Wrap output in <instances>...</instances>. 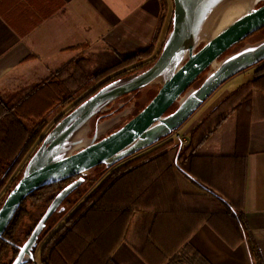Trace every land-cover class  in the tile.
Here are the masks:
<instances>
[{
  "label": "crops",
  "instance_id": "obj_1",
  "mask_svg": "<svg viewBox=\"0 0 264 264\" xmlns=\"http://www.w3.org/2000/svg\"><path fill=\"white\" fill-rule=\"evenodd\" d=\"M166 1L0 0V95L72 59L74 48L128 56L154 45L160 53L171 27ZM256 99L202 145L194 169L206 186L188 178L173 154L138 179L144 194L132 183L128 200L142 195L135 211L90 217L88 230L100 240L86 264H253L237 235L238 212L264 258V96ZM205 118L186 128L182 148Z\"/></svg>",
  "mask_w": 264,
  "mask_h": 264
},
{
  "label": "trees",
  "instance_id": "obj_2",
  "mask_svg": "<svg viewBox=\"0 0 264 264\" xmlns=\"http://www.w3.org/2000/svg\"><path fill=\"white\" fill-rule=\"evenodd\" d=\"M162 2L167 7V1L162 0ZM171 2L172 18L168 34L172 30L174 12L173 0ZM81 49V53H78ZM87 50L88 46L69 50L75 53L72 59L46 68L36 80L29 78L27 82L14 88L10 94L0 95V201H2L0 208L20 181L26 165L40 148L43 140L59 122L109 83L128 75L142 73L150 68L162 51L155 55L154 45L128 56H121L114 51L90 55L87 54ZM253 69H255L253 79L230 93L202 120L191 132L189 143L183 148L174 138L168 137L150 148L151 151L115 171L112 170L118 165L110 169L101 166L96 170L103 171L96 177L91 178L94 170L85 175L84 185L89 184L88 190L82 193L78 201L66 206L70 203L69 198L79 192V188L49 221L35 249L36 260L39 255L40 264H86L87 258L91 256V248L100 240V234L88 230L90 217L113 212L123 218L124 215L135 211L142 195L133 202L128 200L132 183H137L135 190L144 194L147 190L146 185L139 183L138 179L143 178L147 170L151 166L153 168L156 162L169 160V156L173 154L177 166L188 178L206 186L197 177L194 169L195 162L201 155L202 145L214 137L231 115L246 110L251 104L253 107L256 98L264 96V61ZM129 70L132 71L129 73L127 72ZM83 95L86 96L80 103L51 125L49 116L53 112L59 109L66 110ZM251 151L259 153L254 147ZM77 179L78 177L42 188L24 201L4 234L3 240L0 241V264H6L9 256L13 257L9 264H13L19 254L18 247L23 246L39 223L40 220L26 234L25 241H22L21 228L26 218L32 217L31 209H43V216L55 197ZM117 204L119 209L114 208ZM237 214L239 239L248 244L253 264H264L263 255L244 213ZM56 216L60 217L59 221L49 229L50 222ZM64 219L66 221L59 226ZM212 221L209 223L214 227ZM146 224L147 222H141V225Z\"/></svg>",
  "mask_w": 264,
  "mask_h": 264
},
{
  "label": "water",
  "instance_id": "obj_3",
  "mask_svg": "<svg viewBox=\"0 0 264 264\" xmlns=\"http://www.w3.org/2000/svg\"><path fill=\"white\" fill-rule=\"evenodd\" d=\"M173 3L172 30L156 62L142 73L109 83L82 102L46 136L26 165L20 181L0 208V241L30 195L78 179L55 197L29 239L18 247L13 264H37L35 249L41 235L63 203L85 184V175L101 166L115 167L177 133L229 79L264 61L263 52L190 100L191 88L203 74L211 69L216 73L246 54L247 50L242 49L220 61L235 46L264 29V0ZM260 44L264 41L256 45ZM150 87L158 89L156 95L129 122L110 133L119 116L99 125L95 136L89 137L97 116L119 99ZM177 104L178 109L170 113Z\"/></svg>",
  "mask_w": 264,
  "mask_h": 264
},
{
  "label": "rangeland",
  "instance_id": "obj_4",
  "mask_svg": "<svg viewBox=\"0 0 264 264\" xmlns=\"http://www.w3.org/2000/svg\"><path fill=\"white\" fill-rule=\"evenodd\" d=\"M259 38H264V31H262L259 35L252 38L251 40L247 41L246 43L232 49L225 57H228L231 54H235L242 49L247 50V52L244 56H241V57L231 61L230 63L226 64L220 70H218L216 73L213 72L211 69V70L207 71L205 74H203L199 78V80L192 86V88H191L192 91H190V94H191L190 100L197 98L203 92H205L210 87H212L214 84H216L226 74L232 72L233 70H235L241 66L249 64L250 62H252L256 58L261 56V54L264 52V44L256 45V42H255ZM66 57H68V55ZM66 57H63L60 59L61 63L65 61ZM52 62H54V60ZM52 62H50V63H52ZM254 70L255 69H253V67H250L249 69H246L244 72L239 73L236 76L229 79L203 104V106H201L200 109H198L193 114V116L188 120V122L177 133L173 134L171 139L175 138L176 134H180L182 136H185V132H186L185 130L187 127H191L192 125H195L199 119H201V118L203 119V118L207 117L230 93L234 92L241 85H243V84L247 83L248 81H250L251 79H253L254 72H255ZM131 71L132 70H129L127 72L130 73ZM157 91H158V89L156 87H150V88L142 90L138 94H132V95L123 97L120 101H118L115 104L114 107H112V110L115 111L114 114H112V115H120L121 113H123V117H121V119L119 120V124H120V126L124 125L136 114L137 110L138 111L141 110L152 100L154 95H156ZM85 96L86 95L81 96L73 105H71L66 110L59 109V110H56L55 112H53L49 116V120L51 121V125H54L63 115H65L68 111H70L78 103H80L85 98ZM133 105L135 107H132L129 111L126 110V108H130ZM94 122H92V125ZM114 128H116V126ZM92 135H94V132L89 133V137H91ZM177 142H179V141H177ZM151 150L152 149H148V150L144 151L142 154L136 155V156L132 157L130 160H128L126 162L124 161L123 163L118 164V166H116L112 171L117 170L118 168L122 167L126 163L137 159L138 157L144 155L145 153H147ZM96 169H94V171L91 173V178L96 177L97 175L100 174L101 171H103L102 169L101 170H99V169L96 170ZM88 188H89V184H86L83 187H80L79 192H76L75 194H73L69 198L70 203L66 204V206H71L72 203H75L76 201H78L81 198L82 193H84V191H87ZM91 193H89V195ZM1 202L2 201H0V204H1ZM31 211H32V217L26 218V220L24 221L22 228H21L20 238L22 239V241H25L26 234L29 232L30 229L34 228V226L41 219L42 214H43V209L34 208V209H31ZM59 219H60L59 216L54 217V219L50 222L49 229L54 224H56L59 221ZM65 221H66V219H64L60 223L59 226H61ZM12 260H13V257L9 256L6 259V264H9ZM36 262H37V264H40L39 263V255H37Z\"/></svg>",
  "mask_w": 264,
  "mask_h": 264
},
{
  "label": "flooded vegetation",
  "instance_id": "obj_5",
  "mask_svg": "<svg viewBox=\"0 0 264 264\" xmlns=\"http://www.w3.org/2000/svg\"><path fill=\"white\" fill-rule=\"evenodd\" d=\"M262 31H264V29L263 30H261V31H259L258 33H256V34H254L253 36H251L250 38H248L246 41H244L243 43H241V44H239V45H237V46H235L234 48H236V47H238V46H240V45H242V44H244V43H246L247 41H249V40H251L252 38H254V37H256L257 35H259ZM264 41V38H259L258 40H256L255 42H256V44H259V43H262ZM233 48V49H234ZM232 50V49H231ZM230 50V51H231ZM229 51V52H230ZM228 52V53H229ZM227 55V54H226ZM225 55V56H226ZM232 55V54H231ZM224 56V58H222L220 61H222V60H225V57ZM121 99H119L118 101H120ZM118 101H116L114 104H112L110 107H109V109L105 112V113H103V114H100L99 116H97L94 120H93V125L91 124V129H90V132H94V135H92L91 137H93V136H95V134H96V131H97V128H98V126L99 125H101L102 123H105L106 121H109V120H112V119H114V118H117V117H119L120 116V118L117 120V122L116 123H114V126H113V128L112 129H110V133L111 132H113V131H115V130H117V129H119V128H121L123 125H121L120 126V124H119V120L121 119V116L123 117V113H121L120 115H112V114H114V112L115 111H113L112 110V107H114L115 106V104L118 102ZM132 107H135L134 105L133 106H131L130 108H126V110L127 111H129ZM178 104L177 105H175L174 107H173V109H172V111H170V113H173V112H175L177 109H178ZM143 109V108H142ZM141 109V110H142ZM125 110V111H126ZM141 110H137V112H136V114L133 116V117H135L139 112H141ZM169 113V114H170ZM132 117V118H133ZM131 118V119H132ZM130 119V120H131ZM129 120V121H130ZM128 121V122H129ZM126 124V123H125ZM124 124V125H125ZM116 126V128H114ZM173 136V135H172ZM172 136H170V137H172ZM32 264V263H31Z\"/></svg>",
  "mask_w": 264,
  "mask_h": 264
},
{
  "label": "built area",
  "instance_id": "obj_6",
  "mask_svg": "<svg viewBox=\"0 0 264 264\" xmlns=\"http://www.w3.org/2000/svg\"><path fill=\"white\" fill-rule=\"evenodd\" d=\"M174 139L179 142H186L185 137L180 134H176Z\"/></svg>",
  "mask_w": 264,
  "mask_h": 264
}]
</instances>
